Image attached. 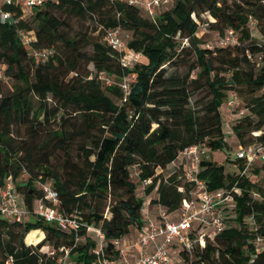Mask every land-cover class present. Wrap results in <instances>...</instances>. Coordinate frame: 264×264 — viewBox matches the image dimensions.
Here are the masks:
<instances>
[{"label":"trees","instance_id":"16d2710c","mask_svg":"<svg viewBox=\"0 0 264 264\" xmlns=\"http://www.w3.org/2000/svg\"><path fill=\"white\" fill-rule=\"evenodd\" d=\"M3 9L14 22L0 20V194L11 179L28 216L18 222L0 215V264H57L61 247L72 264L125 262L119 242L145 220L139 187L146 197L155 194L150 205L176 218L195 186L182 164L166 169L187 148L203 155L227 148L220 106L231 91L245 110L230 127L238 149L264 146V65L256 60L264 57V0H171L153 18L127 0H55L33 13ZM204 13L211 30L222 36L231 29L239 45L205 48L197 35ZM74 20L90 24L75 29ZM113 30L131 37L128 52L140 55L131 66L105 41ZM22 32L33 39L26 42ZM43 51L52 53L37 55ZM207 154L194 177L209 191L231 193L221 209L224 229L190 253L170 248L185 264H264V175L256 170L254 182L236 157L238 172L226 173ZM38 183L52 185L57 208L81 222L78 233L38 215ZM99 233L104 256L96 253Z\"/></svg>","mask_w":264,"mask_h":264},{"label":"built area","instance_id":"2783aa9c","mask_svg":"<svg viewBox=\"0 0 264 264\" xmlns=\"http://www.w3.org/2000/svg\"><path fill=\"white\" fill-rule=\"evenodd\" d=\"M55 0H0V20L2 22L13 23L14 18L11 12L5 11L3 5L21 6L27 13H33L36 9L45 3ZM129 4L139 6L147 11V14L153 18L157 10L168 7L171 0H127ZM21 36L26 42L33 39L32 33L22 32ZM131 39L129 35L122 37L120 30H113L107 33L105 41L112 48L125 52L122 62L126 66H131L140 58L139 54H131L128 52L126 40ZM234 46L239 45L238 38L231 29L224 32L222 36L217 35L216 46ZM211 49L212 46H207ZM52 51L38 52L37 55L47 58ZM251 59V56L248 55ZM259 64L264 65V57L256 56ZM4 78L3 69L0 68V80ZM100 79L106 84L111 85L114 82L107 76H100ZM127 89V84H122ZM228 121L232 122L245 114V110L241 107L237 94L231 91L226 102ZM230 124V125H231ZM186 159L194 164H198L203 151L199 147L193 146L187 148L182 153ZM237 159H242L247 166L256 162L260 157H264V146H250L239 148L235 153ZM189 181L194 182L195 192L191 199L183 200L181 208L176 215L177 220H169L162 211L156 220L148 219L142 234L133 244L122 245L119 242L122 254L126 255L131 250L138 251L134 264H185L180 259L176 250L170 248L175 243L177 246L190 253L194 246L198 243L203 246L206 238H212L222 232L224 222L222 219L221 209L224 205L232 201V195L225 190L209 191L206 185L191 177ZM41 189L44 198L39 200L36 205L38 215L48 223H54L62 231H72L78 233L81 228V222L72 216H67L61 212L56 204L59 202L58 193L53 189L51 184H42ZM237 192L236 189H232ZM51 205H49V204ZM0 215L10 218L14 221H23L27 218L28 212L23 208L20 196L15 192V187L11 179H9L0 194ZM192 234V235H191ZM100 235V245L97 254L104 256L102 233ZM152 246V251L147 248ZM48 254L55 255L56 251L48 247ZM62 255L58 258L57 264H72L69 256V250L65 247L60 248ZM101 264H113L110 260L102 258Z\"/></svg>","mask_w":264,"mask_h":264},{"label":"rangeland","instance_id":"374dc122","mask_svg":"<svg viewBox=\"0 0 264 264\" xmlns=\"http://www.w3.org/2000/svg\"><path fill=\"white\" fill-rule=\"evenodd\" d=\"M229 2H231L232 0H228ZM241 1V0H239ZM210 17L207 13H204L202 15V19L199 22V30L197 32V35L199 36V38L201 39L202 43L204 44V47L207 48V46H215L217 44V35L218 33L216 31H213L210 29L209 26V22H210ZM90 24V22H79V21H73V25L75 27V29L77 28H81V27H86ZM251 36H253V38H255V41L258 43H262V37L259 35L258 30L255 28L254 25H251ZM184 43H186L184 41ZM92 68V66H91ZM168 71H170V69L168 68ZM11 85V83H10ZM220 112H221V120H222V124H223V131L225 134V142L227 144V148L224 149L223 151L220 152H213L211 154H207V150H205V155L207 154V158L209 159H213L215 160L218 164H222L224 165L225 168V172L229 173V174H233L238 172V166L235 163V153L238 151V147H239V143L236 140L234 134L232 133V131L230 130L231 128V123L229 121H227L226 117H225V113H226V100L221 104L220 106ZM205 155H203L202 158H206ZM187 160V163H186ZM264 161V157H260L257 162L252 163L250 166H247V168L245 167V173L249 174L250 176H252L253 181L254 182H258L259 179L258 177L255 178V171L257 170L259 172L258 175L262 176L264 175V171H262V164L261 162ZM182 164V169H183V173H184V178L186 181H189L191 177H194L197 171V165L192 163V161H190L189 159L184 158V156L181 154L178 157V161L167 167L166 171L167 172H172L174 169H176V166H179L180 164ZM177 164V165H176ZM28 176L27 173L23 174V178H26ZM144 186L145 185H141L139 187L138 190V194L140 196H143L144 198H146V200H151V198L155 197L154 193H151V195L149 197L145 196L144 193ZM37 188L40 189L41 185H39V183L37 184ZM22 202V200H21ZM159 210H161L159 208ZM162 211V210H161ZM137 240V237H134L132 239H130L128 242V244H133V242H135ZM38 244V243H37ZM37 244H33V245H37ZM123 245V244H122ZM257 245L259 248H261V242L257 241ZM48 247L49 246H43L40 248L41 252L47 253L48 251ZM52 250V247H49V250ZM133 255H135V252L132 253ZM131 254V255H132ZM131 255H126L128 260L131 261V264H134L136 257L131 256ZM125 256V257H126ZM124 257V258H125ZM122 264V263H121Z\"/></svg>","mask_w":264,"mask_h":264},{"label":"crops","instance_id":"0c3cea01","mask_svg":"<svg viewBox=\"0 0 264 264\" xmlns=\"http://www.w3.org/2000/svg\"><path fill=\"white\" fill-rule=\"evenodd\" d=\"M225 117H226V119H227V121H228L227 107H226ZM186 163H187V160H186ZM171 165H173V164H171ZM169 166H170V165H169ZM160 212H162V211L159 210V207H156V206H152V205H150V200H146V202H145V206H144V210H143V214H144V217H145L143 227H142L141 229L133 228V229L131 230V233H130L128 236H126L124 239L121 240L122 244H123V245H126V244L130 243V242H128L130 239H132V238H134V237H137V238H138V237L142 234L143 229H144V227L146 226L147 220H148V219L156 220V219L158 218ZM167 218H168V216H167ZM169 220H170V219H169ZM174 220H177V218H174L173 221H174ZM37 231H39V232L42 233V235H43V236H42V240H43V239L45 238V234H44V232H43L42 230H37ZM31 232H32V231H31ZM152 249H153L152 246H150L149 248H147V250H148L149 252H151ZM133 252H135V255L132 254ZM131 254H132V255H131ZM137 254H138L137 249H136V250H131V251H129V252L126 253V255H131V256H133V257L135 256L136 258H137ZM126 255H125V256H126ZM122 264H131V261H129L128 258H127V256H126V257H125V262H123Z\"/></svg>","mask_w":264,"mask_h":264}]
</instances>
